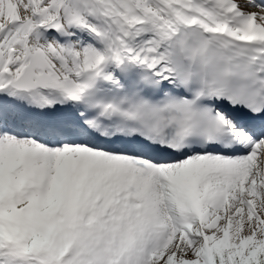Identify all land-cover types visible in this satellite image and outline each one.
<instances>
[{
	"label": "snow or ice",
	"instance_id": "snow-or-ice-1",
	"mask_svg": "<svg viewBox=\"0 0 264 264\" xmlns=\"http://www.w3.org/2000/svg\"><path fill=\"white\" fill-rule=\"evenodd\" d=\"M0 264H264V0H0Z\"/></svg>",
	"mask_w": 264,
	"mask_h": 264
}]
</instances>
